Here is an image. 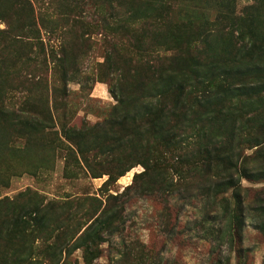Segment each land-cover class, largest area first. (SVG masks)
Masks as SVG:
<instances>
[{
  "label": "rangeland",
  "instance_id": "1",
  "mask_svg": "<svg viewBox=\"0 0 264 264\" xmlns=\"http://www.w3.org/2000/svg\"><path fill=\"white\" fill-rule=\"evenodd\" d=\"M31 1L0 0V263L32 264L31 253L33 264H264L253 208L244 212V254L234 252L222 160L205 161L194 136L204 120L220 132L232 122L207 77L222 68L264 81V0ZM19 27L26 35H15ZM248 112L236 111L238 121ZM83 125L94 131L84 148L111 149L114 170L133 165L106 186L107 175L90 177L68 156L77 146L62 126ZM240 148L252 164L256 147ZM241 187L256 205L264 178Z\"/></svg>",
  "mask_w": 264,
  "mask_h": 264
},
{
  "label": "trees",
  "instance_id": "2",
  "mask_svg": "<svg viewBox=\"0 0 264 264\" xmlns=\"http://www.w3.org/2000/svg\"><path fill=\"white\" fill-rule=\"evenodd\" d=\"M27 5H30L32 2L31 0H23ZM26 27L18 28V33L15 34L16 36L21 37L22 35H26ZM249 40V39H248ZM245 40L243 45H252L253 42ZM261 63V62H260ZM260 63H254L255 65H259ZM221 68V67H219ZM209 72V71H208ZM210 73V72H209ZM209 75V74H208ZM235 72H232L231 70H226L221 68L217 72L211 74L209 77L206 78V81L208 83H212L215 81V83L222 88V90H213V87H207L205 94L208 96L216 94H222V102L217 105V111L224 115L225 119L230 120L232 119V122L228 124L225 129H223V132H220L222 130L213 129V126L208 123H203L197 125L198 132L195 133V139L199 140V143H201V146H198V149L203 147V150L207 151V156H205V161L209 162V159L213 157L214 161H217L216 158L218 157L219 160H222V162H215V164H220L223 166V169L221 172L223 174H220V189L223 193H227V191L231 190L232 192V199L235 200V203L231 206V198L230 197H223L225 201V208L223 210V213L225 217L228 219V222L226 224V232L225 234H228V229L230 228V225L232 222H234L233 225V231H234V237L236 238L237 245L234 247V252L236 253L237 257H241L244 254L245 248L242 245V229L244 224V212L245 208H253L258 213L257 218L258 220V229L262 230L264 232V195L258 197V204L256 205H246L245 201L241 199L242 193L246 192V188L241 187V180L242 178H246L250 181H260L261 178H264V163L263 159H260L262 156V153L264 152V135H259L255 129L258 126H261L264 128V116L258 115V109L256 108V105H259V108H264V87L259 88L264 85L263 82H253L250 81L247 77H234ZM207 83V82H206ZM258 89H257V88ZM226 91V92H225ZM215 94V95H216ZM244 100L246 101L245 103ZM2 111H6L5 107H0ZM185 111L190 112V109L183 108ZM244 110L249 111L246 116L242 115V119L238 121V114H236V111L244 112ZM237 119V121H235ZM191 121L196 122L197 119L193 117V114L190 118ZM199 120V119H198ZM26 121V127H31V121L33 119H25ZM200 121V120H199ZM50 122V121H49ZM238 122V123H237ZM197 123V122H196ZM50 128L51 126H45ZM44 127V128H45ZM254 129L251 131V129ZM247 129H250L247 131ZM91 126H81L79 128L74 127H64L62 126V133L66 137L67 140L71 141L73 144H75L76 150L71 149L68 153V156H72L76 163L77 168L79 171L85 173V171L89 174L90 177L96 178V177H102L103 175H107L106 180L104 181L103 185L106 186L110 182L117 180L120 176L124 175L125 172H127L133 165L126 166V164H122L117 167V169H112L110 166V163L113 159H116L111 151V149H107L102 151L100 148L92 147L87 148L83 147L82 143L85 142L93 133ZM242 131L241 137L239 135H236V131L239 132ZM244 133V134H243ZM50 134L57 135L56 132H51ZM240 138L237 147H233V142L235 139ZM243 142H248L250 147H256L255 151L258 153V155L255 158H250L251 163L249 164V155H245L242 153V148H240L241 144ZM240 145V146H239ZM222 146V147H221ZM220 147L222 152V158L220 153ZM75 151L79 154L78 156L74 154ZM93 154V155H92ZM98 155L102 156L103 161H98V159H95L94 157H98ZM244 155V156H243ZM224 158L228 161V163H224ZM260 161V163H259ZM205 166H212L210 164H204ZM143 174L136 173L133 176V179H137L141 177ZM217 182V183H219ZM134 183V182H133ZM129 186H132V184ZM128 186V187H129ZM93 216H90L83 222V224L88 223ZM16 218V217H15ZM25 216L22 214L21 219H24ZM97 219V216L93 219L92 222L87 226L91 227L95 220ZM24 224L26 223L24 219ZM22 222V223H23ZM99 223V219L96 220V223ZM60 229V227H53L49 233V236L46 240L49 238H52L53 235ZM233 231H229L230 236H233ZM61 251V257L59 258V261L62 260L63 254H67V251H63L60 246L58 247ZM7 253L4 255L6 260H13V256L16 254L15 249L8 248ZM29 253L28 259L32 264V258L33 254ZM1 256V255H0ZM66 256L63 257L65 260ZM228 260V258L226 257ZM20 262L24 263V260L19 259L18 262L15 264H19ZM2 264V263H0Z\"/></svg>",
  "mask_w": 264,
  "mask_h": 264
}]
</instances>
